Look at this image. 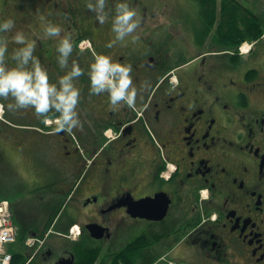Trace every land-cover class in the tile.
I'll return each instance as SVG.
<instances>
[{"label":"flooded vegetation","instance_id":"obj_1","mask_svg":"<svg viewBox=\"0 0 264 264\" xmlns=\"http://www.w3.org/2000/svg\"><path fill=\"white\" fill-rule=\"evenodd\" d=\"M43 1L45 23L72 34L70 61L84 69L83 129L41 126L33 109V137L10 147L33 176L36 228L48 229L44 239L34 232V254L47 264H77V247L94 249L96 264H264V0H232L238 20L227 6L201 44L204 18L179 9L175 24L204 49L184 61L180 31L165 21L148 26L139 14L136 31L108 48L111 15L101 25L89 8L80 14L81 0L69 4L75 18L63 12L69 0ZM33 21L36 54L56 80V38ZM97 52L133 65L134 107L89 92L85 61Z\"/></svg>","mask_w":264,"mask_h":264},{"label":"clouds","instance_id":"obj_2","mask_svg":"<svg viewBox=\"0 0 264 264\" xmlns=\"http://www.w3.org/2000/svg\"><path fill=\"white\" fill-rule=\"evenodd\" d=\"M109 4L110 0H87V7L101 25L111 15V31L115 36L106 45L111 48L136 31L140 18L130 0H115L111 8ZM15 23L13 18L0 19V101H7L6 107L10 111L34 109L37 116L43 117L44 123H54L56 131L82 130L78 110L81 89L77 81L84 75V69L75 59L70 61L74 48L72 34L64 32L63 26L53 21L43 25L44 37L56 38V59L60 68L66 70L58 79L52 80L48 68L36 54L35 39L29 38L23 30L13 33ZM138 38V35L133 36V39ZM10 43L15 45L11 52ZM132 73L131 63L97 52L88 68L89 92L94 95L107 93L113 108L122 104L134 107L138 87ZM4 107L5 104L0 102V109Z\"/></svg>","mask_w":264,"mask_h":264},{"label":"trees","instance_id":"obj_3","mask_svg":"<svg viewBox=\"0 0 264 264\" xmlns=\"http://www.w3.org/2000/svg\"><path fill=\"white\" fill-rule=\"evenodd\" d=\"M81 1H82V6L80 8V14L83 15L89 13L90 11L88 10L87 7V0H81ZM198 1L200 3V10H199L200 16L204 18L203 21L205 22L203 33H201V35L200 34L197 35L198 38L197 42L199 44L203 43L204 40L206 39V36L208 35V31L210 30L208 27L209 26L208 23H210L211 20L216 19L217 16L223 17L224 10L226 9L227 6H230L231 8L234 7L233 12L231 13V18L234 22L238 20L237 6L236 4L232 3V0H221V1L198 0ZM70 2L71 0H69L68 5L63 8V12L66 14V10L69 9V14H71V16L75 18L77 14L74 9H70L69 7ZM45 5H46V1L33 0V11L31 12V10L29 9V14L33 13V20L37 18L38 22L42 23L43 25L45 24L44 17L47 16L43 14V10L46 9ZM84 6L86 7V9H83ZM25 7H30V6H25ZM50 11L52 12V14L50 15H52L53 18H56V16L57 17L62 16L61 12L56 8L51 9ZM30 28H32L33 30V27L30 26ZM236 30L233 32L236 33ZM41 31H43V26L41 27ZM27 35L29 36V38L33 39V33H28ZM13 47H15V45L10 43L9 52H11V49ZM93 59H94V55H91L90 59L89 57L86 58L85 61L86 70H88V63H91ZM54 64L55 65L58 64L57 59L54 60ZM59 72L64 73L62 69H59ZM2 102L5 104V113H4L5 120L0 121V166H2L3 164L14 163L13 161L14 157L12 156L11 153L12 148L10 149V147H12L11 145H13V147L16 145L19 147V145L23 144V142L19 140L21 137L24 138L26 137L28 139L33 137V109L31 112L27 111L26 113L24 111L26 109L10 111L6 107L7 101H2ZM21 114L26 115V117L20 118L19 116H22ZM39 120L41 126H45L43 122V117H41ZM4 198H8L11 200L13 205L14 221L19 227L18 239L15 243L11 244L9 247V250L12 252V264H44L42 260L39 259V256H36L32 260H30V258L32 257L31 256L32 252L30 251V247H28L26 243L28 237L32 236L34 232H39L37 229L38 226L36 219L33 217V213L30 214L29 212L32 209H27L28 210L27 212H25L24 210H19L16 207L13 199L10 198L9 194L0 193V200ZM47 230L48 229H45L44 231L39 232L38 237L43 239L45 237ZM75 252L77 253V258H78L77 264H95L98 258L97 252L94 251V249H91L89 251L90 253L86 254L83 248L77 247L75 249ZM120 258L121 256H119L118 263L116 264H120L119 262L125 264V261Z\"/></svg>","mask_w":264,"mask_h":264},{"label":"rangeland","instance_id":"obj_4","mask_svg":"<svg viewBox=\"0 0 264 264\" xmlns=\"http://www.w3.org/2000/svg\"><path fill=\"white\" fill-rule=\"evenodd\" d=\"M130 2L133 7L137 8L140 16L143 15L144 17H148V19H145L148 26L154 25L153 22L158 23L160 21H165V25L167 26L166 31L172 33L176 30L180 31L179 33L182 37V42L180 43V49L182 48V61L189 59L198 54L200 51L204 50L196 45L194 46H196L197 48H194L193 43H191L192 37L190 32L188 30L184 32L179 28L177 22L175 24L179 9L183 12L182 15L184 16H198L200 7L198 0H130ZM146 5L148 6L146 7ZM191 5L195 6V12H191ZM29 9L31 10V12L33 11V0H0V19L13 18L15 20L16 23L15 29H13V33L15 30H23L26 34L33 33L32 28H30V26L33 27V13L29 14ZM184 25L186 26L188 25V23ZM196 26H198L201 35L204 28L199 25L198 21L196 23ZM170 28H175L176 30ZM13 33H8L7 35H11ZM24 111L25 113L27 111L31 112L32 109L30 108ZM21 115L22 116H19L20 118L26 117V115ZM11 164L12 163L3 164L2 166H0V193L9 194L10 198L13 199L16 207L19 210H24L25 212H27V209H32L31 211H29L31 214L33 213V204L38 202L36 200H33V197L30 196V191L33 190V176L27 171H23L21 167H17L19 165L14 166ZM28 247H30V251L32 252L31 256H33V254L37 250V245H28ZM41 258L42 257L40 255L39 259L41 260ZM42 262L44 264H47L44 261Z\"/></svg>","mask_w":264,"mask_h":264},{"label":"built area","instance_id":"obj_5","mask_svg":"<svg viewBox=\"0 0 264 264\" xmlns=\"http://www.w3.org/2000/svg\"><path fill=\"white\" fill-rule=\"evenodd\" d=\"M17 232L9 201H0V264H11L12 255L8 252L7 246L16 240Z\"/></svg>","mask_w":264,"mask_h":264},{"label":"water","instance_id":"obj_6","mask_svg":"<svg viewBox=\"0 0 264 264\" xmlns=\"http://www.w3.org/2000/svg\"><path fill=\"white\" fill-rule=\"evenodd\" d=\"M97 230H95L94 228H93V235L94 236H99V235H97V233H94V232H96ZM73 261H74V259L73 258H69V259H65V260H63L62 258L59 260V264H73Z\"/></svg>","mask_w":264,"mask_h":264},{"label":"bare ground","instance_id":"obj_7","mask_svg":"<svg viewBox=\"0 0 264 264\" xmlns=\"http://www.w3.org/2000/svg\"><path fill=\"white\" fill-rule=\"evenodd\" d=\"M2 113H3V112H2V109H0V117H1Z\"/></svg>","mask_w":264,"mask_h":264}]
</instances>
